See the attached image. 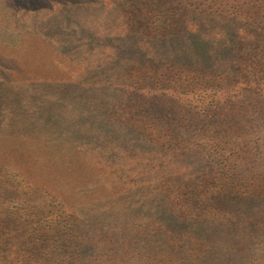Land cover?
<instances>
[{
	"label": "rangeland",
	"instance_id": "obj_1",
	"mask_svg": "<svg viewBox=\"0 0 264 264\" xmlns=\"http://www.w3.org/2000/svg\"><path fill=\"white\" fill-rule=\"evenodd\" d=\"M124 2L0 0V264H110L122 223L144 225L151 197L190 177L127 137L140 126L134 108L116 110L134 64L123 53L133 11ZM144 74L131 71L145 93ZM114 83L126 91L112 98ZM17 85L25 94L12 93ZM143 175L150 183L139 186ZM138 228L124 230L126 242Z\"/></svg>",
	"mask_w": 264,
	"mask_h": 264
},
{
	"label": "trees",
	"instance_id": "obj_2",
	"mask_svg": "<svg viewBox=\"0 0 264 264\" xmlns=\"http://www.w3.org/2000/svg\"><path fill=\"white\" fill-rule=\"evenodd\" d=\"M124 5L133 11L125 34L132 43L123 53L134 64L125 69L131 89L116 110L126 108L131 116L134 108L140 126L127 127V137L190 177L151 197L154 205L142 210L148 217L144 225L122 223L108 242V262L264 264V0H125ZM135 70L148 78L146 94L139 77H131ZM114 84L112 98L126 91ZM12 93L25 90L17 85ZM75 108L65 105L64 111L73 115ZM151 130L155 138L147 136ZM183 158L191 168L183 166ZM143 171L150 174L144 165ZM143 176L139 186L150 183ZM145 225L150 231L140 235ZM129 226L139 227L134 242L123 238Z\"/></svg>",
	"mask_w": 264,
	"mask_h": 264
}]
</instances>
